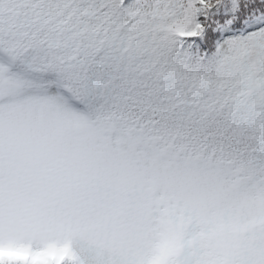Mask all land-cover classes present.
I'll use <instances>...</instances> for the list:
<instances>
[{
  "label": "snow or ice",
  "instance_id": "6c2138e0",
  "mask_svg": "<svg viewBox=\"0 0 264 264\" xmlns=\"http://www.w3.org/2000/svg\"><path fill=\"white\" fill-rule=\"evenodd\" d=\"M0 264H264V0H0Z\"/></svg>",
  "mask_w": 264,
  "mask_h": 264
}]
</instances>
